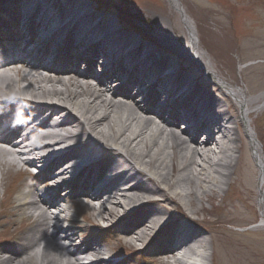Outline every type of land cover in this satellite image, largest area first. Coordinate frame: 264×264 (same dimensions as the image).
I'll return each mask as SVG.
<instances>
[{
  "label": "bare ground",
  "instance_id": "bare-ground-1",
  "mask_svg": "<svg viewBox=\"0 0 264 264\" xmlns=\"http://www.w3.org/2000/svg\"><path fill=\"white\" fill-rule=\"evenodd\" d=\"M169 2L181 15L183 26L171 18L174 12L164 4H129L150 20L145 30L156 38L155 48L136 39L120 20L102 15L92 1L0 0V40L12 42L9 51L0 47V62H6L0 65V122L13 117L5 125L10 127L0 131L5 141L0 142V164L10 161L17 172L47 164L38 168L35 183L42 187L31 183L14 197L20 221L31 219L36 227L24 234V241L0 245V264H86L87 256L105 254L94 239H84L76 226H69L70 208L58 201L63 194V200H73L80 191L104 221H117L114 232L142 241L155 230L148 249L158 247L161 255L173 258V264H197L195 255L209 258L210 253L207 256L209 242L200 230L186 223L175 228L173 216L159 208L170 201L179 206L189 203L190 212L184 217L202 228L206 209L196 207L195 201L202 203L205 195L214 202L218 191L224 192L235 176L241 201L254 199L259 188L264 223V149L251 118L253 108L259 111L260 107L251 105L253 99L244 87L216 69L198 41V29L182 0ZM13 4L21 7H9ZM109 4L121 5L117 0ZM5 14L16 22L7 26ZM49 30V37L38 38V32ZM78 46L86 48L82 55ZM94 53L108 60L102 61L101 68L106 69L99 78L101 88L91 83L98 57L86 61ZM137 56L143 57L140 64H136ZM175 56L178 64L188 57L200 62L236 103L225 106L193 85L172 62ZM43 61H52L53 67L41 68ZM55 65L66 68L54 73ZM21 66L26 68L9 69ZM172 70L176 71L168 74ZM134 74L141 83H136ZM123 75H131L129 81H123ZM156 78L165 100L155 91ZM119 81L122 85L117 86ZM167 84L178 89L168 93ZM133 86L142 99L132 107L121 102L125 99L107 97L126 94ZM259 105L263 107L264 102ZM156 107L157 121L150 113ZM180 119L188 123L181 133L175 128ZM241 130L254 151L258 178L251 160L242 158ZM245 192L248 198L242 195ZM32 232L39 237L30 238ZM101 263L119 264L107 258Z\"/></svg>",
  "mask_w": 264,
  "mask_h": 264
},
{
  "label": "rangeland",
  "instance_id": "rangeland-1",
  "mask_svg": "<svg viewBox=\"0 0 264 264\" xmlns=\"http://www.w3.org/2000/svg\"><path fill=\"white\" fill-rule=\"evenodd\" d=\"M83 1L86 3L92 1L93 6H100L102 15L115 21L120 20L125 30H133L130 34L132 33L136 39L152 46L155 45L143 40L140 32L136 30V27L146 26L143 16H140L135 9L130 8L129 4L137 3L139 6L164 4L169 11L174 12V15H170L171 18L183 26L181 15L173 8L169 0H117L121 4L120 6H112L109 4L111 0ZM182 2L185 4L194 25L198 28L201 46L209 55L216 69L226 79L244 87L247 96L253 99L251 105L260 107L259 111H255L256 108H253L251 118L254 120L253 127L264 149V106L259 105L264 102V0H182ZM143 36L147 38L145 35ZM151 37L155 39L154 36ZM190 61L189 58H185L179 65L175 58L174 63L179 70L182 67L181 74H186L193 85L195 84L212 96L218 97L225 106L228 103H235V98L226 93H229L226 88L221 86L206 88L205 83L203 85L200 82L201 80L206 81L203 70L197 63L192 64ZM103 65L100 61L92 68L97 71V67ZM240 132L245 142H243L244 148L241 149L242 158L247 157L251 160L258 178L260 170L255 160L254 151L243 130ZM6 170L7 165L0 164V173ZM235 178L234 176V183L225 186L224 192L218 191L214 202H210L205 195L202 203L195 201L196 207H205L206 210L201 215V219H206L200 222L202 228L195 224H191L189 227L200 230L207 237L212 256L206 264H264V223L260 219L262 208L259 188L257 187L254 199L241 201ZM242 195L248 198L247 192ZM66 205L72 208V217L79 222L80 231L86 232L87 238H93L96 242L101 243L100 246L107 249L109 254H112L114 247L128 248L130 246L138 251L130 260L132 261L130 264H173V258L155 256L157 253H161L158 247L148 249L149 244L153 241L155 230L142 241L127 236L125 233L109 236L102 241V238L95 234L96 230L113 223L104 221L98 211H91V215L97 219L98 223H88L84 218L86 214L81 216L76 213L74 204L66 202ZM159 208L168 215L176 217L184 216L190 212L189 203L185 206H179L174 201H170ZM13 209L14 206L11 210ZM8 218L16 224L20 222L17 213L3 216L2 221L6 222ZM13 223L7 224L6 222L0 226V239L5 235L6 227L14 230L16 226H12ZM174 226L177 228L178 225ZM3 244L12 243L10 239H2L0 245ZM111 246L113 248H110ZM143 248V251H139ZM121 260L124 259H119V261ZM124 264L129 263L124 261Z\"/></svg>",
  "mask_w": 264,
  "mask_h": 264
}]
</instances>
